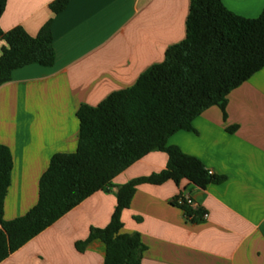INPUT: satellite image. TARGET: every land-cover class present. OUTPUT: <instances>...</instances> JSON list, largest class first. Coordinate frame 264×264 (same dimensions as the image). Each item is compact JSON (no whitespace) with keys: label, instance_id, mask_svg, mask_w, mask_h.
Returning <instances> with one entry per match:
<instances>
[{"label":"crops","instance_id":"obj_1","mask_svg":"<svg viewBox=\"0 0 264 264\" xmlns=\"http://www.w3.org/2000/svg\"><path fill=\"white\" fill-rule=\"evenodd\" d=\"M53 0H6L0 28L21 26L34 36L51 19L54 62L12 71L0 85V143L12 156L3 219L25 214L36 202L38 182L54 153H71L78 140L77 109L97 105L130 87L168 46L185 35L189 0H70L59 13ZM230 11L259 15L264 0H221ZM6 46L0 39V54ZM232 126L234 129L229 130ZM167 145L200 159L220 182L199 188L186 180L137 185L121 212L122 233L138 232L146 246L142 264H264V66L217 105L192 120V130L171 134ZM164 151H151L113 180V186L163 169ZM115 187L98 190L11 252L0 264H103L105 245L90 241V227H104L116 204ZM189 194L207 213L189 222L170 204Z\"/></svg>","mask_w":264,"mask_h":264},{"label":"trees","instance_id":"obj_2","mask_svg":"<svg viewBox=\"0 0 264 264\" xmlns=\"http://www.w3.org/2000/svg\"><path fill=\"white\" fill-rule=\"evenodd\" d=\"M70 0H53L49 10L61 12ZM6 0H0V16ZM6 46L0 54V85L12 71L29 64L50 67L54 62L51 19L32 36L21 26L0 28ZM264 66V8L253 18L227 9L221 0H189L182 40L168 46L164 59L146 68L127 88L111 92L97 105L82 104L77 147L71 153H54L38 182L37 202L22 216L3 219V202L10 183L12 156L0 143V262L11 252L55 222L92 193L115 187L116 204L104 227H90L83 251L93 239L105 245L103 264H142L146 246L138 232L122 233L121 212L128 208L137 185L186 180L199 188L220 182L202 161L167 145L168 137L192 130V120L217 105L225 116L227 95ZM235 126L229 128L234 129ZM164 151L163 169L113 186V178L151 151ZM189 222L203 221L204 210L178 202Z\"/></svg>","mask_w":264,"mask_h":264},{"label":"built area","instance_id":"obj_3","mask_svg":"<svg viewBox=\"0 0 264 264\" xmlns=\"http://www.w3.org/2000/svg\"><path fill=\"white\" fill-rule=\"evenodd\" d=\"M208 173L211 174L212 172L210 170H208ZM178 202L179 203L184 202V203L188 204L191 207H194L195 206L194 200L191 197V195H189V194H181V197L178 198ZM206 217H207V213L204 212L202 214V218L205 219Z\"/></svg>","mask_w":264,"mask_h":264}]
</instances>
